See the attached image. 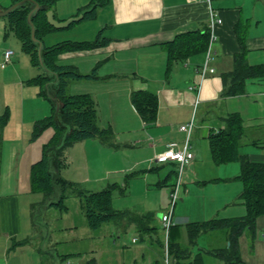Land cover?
Wrapping results in <instances>:
<instances>
[{"label":"crops","instance_id":"1","mask_svg":"<svg viewBox=\"0 0 264 264\" xmlns=\"http://www.w3.org/2000/svg\"><path fill=\"white\" fill-rule=\"evenodd\" d=\"M14 2L15 0H0V12L8 9ZM89 2L90 0H58L51 11L55 19L65 21L76 16ZM211 14L222 22L215 26L213 59L209 63L206 76L202 78L201 75L206 53L176 61L167 72L168 55L164 45L172 42L178 35L205 31L209 28ZM238 22H244L248 27V63H264V0H112L107 6L99 9L95 19L81 20L74 26L52 32L43 39L45 46L63 41L89 42L96 38L99 31L104 30L103 36L109 40L108 44L98 48L61 54L59 64L75 66L84 75L96 71V79L74 81L68 90L71 94L93 96L98 118L104 113L110 117L109 127L114 132L113 142L120 145L113 148L98 139L89 140L98 142L101 156L105 155L107 164L115 168H106L104 172H99L100 178L91 179L85 174L84 184L112 180L110 184L119 185V181L130 178V193L131 184L134 182L135 194L145 199L126 210L114 208L124 213L114 220L118 221L121 229H136L145 233V238L132 239L134 247L131 248L130 264H164L165 231L162 240L156 241L155 246L153 244L152 222L157 211L153 194L155 186L165 184L170 178L162 172L161 167L165 164H178L171 161L160 162L157 157L170 148H183L187 134L181 130V126L191 121L193 130L189 145L194 158L185 167L186 172L182 173L184 187L180 189L178 200L182 203L180 210L184 209L181 212H176L175 209L173 214L175 224L169 232V264H226L223 258L216 255V251L229 249V229L221 228L202 233L195 243L191 244L187 225L211 219L238 218L246 214V208L240 200L243 183L237 179L241 171L239 162L219 165L213 160L210 149L211 133L225 127L224 118L229 114L239 113L243 119L245 128L239 153L247 155L253 162L264 163V150L260 149L264 148V128H261L264 124L259 125L258 122L256 127L260 132L250 136L245 120L246 117L248 120L264 122V112L250 115V110L244 114L239 108H230L233 101L249 104L256 102L264 106V80H249L245 94L241 96H223L220 75L233 69V56L240 51L234 29ZM6 26L5 16L0 15V60L6 48L2 40L3 35L7 37ZM21 84L22 94L16 111L19 114L20 126L27 125L32 131L36 121L51 115L52 107L46 98L39 95V87L35 86L37 90H28L23 85L24 81H21ZM86 86H102L97 88L106 91L104 101L99 95L95 96L89 90L84 92L78 88ZM132 91H148L157 96L159 108L155 124L145 125L131 103ZM6 107L10 109L8 103L5 106L0 104V113L8 110ZM217 107L222 110L214 117L213 112ZM26 139L30 141L31 138ZM1 144L2 140L0 146ZM84 144L87 148L88 143ZM33 163L28 164L25 177L18 175L16 182H26L30 187V168ZM183 184L181 181V187ZM126 185L123 184L124 188ZM28 186L15 194L0 197V264H27V257L30 258L29 264L31 261L33 264H48L46 256L36 252L33 255L28 254L27 257L24 253L20 254L22 248L14 250L13 252L17 253L11 257V242L18 237L24 239L25 235L21 198L26 194ZM84 190L94 192L88 188ZM159 223L161 224V219ZM83 226L88 228L87 223ZM68 228L74 231L78 226L72 222ZM22 238L20 240H23ZM139 241L141 242L138 243ZM21 242L26 246L29 240ZM102 242L106 243L105 238ZM22 244L19 242L17 245L22 247ZM172 247L186 249L187 252L177 256L172 253ZM97 251V258L87 260L88 263L112 264L115 257L108 253L105 246L99 245ZM239 251L241 264H264V216L257 220L254 234L245 230L240 236ZM55 260L56 256L50 259V262L54 263ZM120 262L121 258L118 263Z\"/></svg>","mask_w":264,"mask_h":264},{"label":"trees","instance_id":"2","mask_svg":"<svg viewBox=\"0 0 264 264\" xmlns=\"http://www.w3.org/2000/svg\"><path fill=\"white\" fill-rule=\"evenodd\" d=\"M21 0H15L19 2ZM40 11L32 17L36 29V38L43 42L46 35L59 31L47 21L46 13L55 6L58 0H34ZM112 0H90L89 4L80 9L76 16L83 14V20H93L99 9L107 6ZM34 8L32 2H26L5 16L7 21L5 36L13 33L21 42L22 51L30 58L33 67L40 68L38 44L31 39V27L27 18ZM70 25L68 28L74 26ZM235 33L240 51L233 56L232 70L221 73L223 82V96L237 97L245 94L249 80H264V63L251 65L247 60V32L244 22L235 25ZM99 31L96 38L89 42L63 41L42 50L45 66L57 77L42 74L28 80L29 85L39 87V95L46 98L52 107L51 115L36 121L33 125L31 140H37L44 131L53 129L51 138L42 146L41 158L30 168V187L34 193H42L50 200L58 197L51 205L60 209H67L63 200L67 191L76 194L82 202V210L89 228L100 229L104 224L119 219L124 213L113 207V192L122 188L116 184H109L106 188L90 192L74 187L62 176V169L67 165L66 153L76 143L90 139H98L103 144L118 148L113 142L114 132L111 127L99 126L96 102L90 94H71L69 85L83 79H96V71L84 75L77 67L59 64V56L67 52L91 50L108 44L109 40ZM210 40L209 29L203 32L185 33L164 45L167 52V72L176 61L186 60L190 56L205 54ZM131 103L146 126L156 123L158 113V98L148 91H132ZM57 103L60 105L56 110ZM9 112L6 110L0 116V143L2 132L8 121ZM225 127L216 133H211L210 149L215 163L227 164L239 162L240 174L237 177L243 183L240 200L246 208L242 217L231 219H211L187 225V232L191 244L202 234L221 228L229 229L230 247L216 251V255L223 258L226 264H241L239 238L245 230L255 232L257 220L264 216V163L253 162L247 155L239 153L241 139L244 135V123L239 113H231L224 118ZM69 189V190H68ZM23 242H20L22 244ZM172 253L185 254L187 250L174 249ZM180 256V255H177Z\"/></svg>","mask_w":264,"mask_h":264},{"label":"rangeland","instance_id":"3","mask_svg":"<svg viewBox=\"0 0 264 264\" xmlns=\"http://www.w3.org/2000/svg\"><path fill=\"white\" fill-rule=\"evenodd\" d=\"M2 40L6 47L3 52L11 50L14 55L12 56V62L4 69L1 68L3 58L0 60V104H4L5 106L8 103L10 105V109L6 107L9 111V118L3 129V139L0 146V197L15 194L18 190L25 189V186H28L26 182H16V179H18L17 176L21 174L23 176L24 174L26 175L28 173V164L36 162L41 158L42 146L48 142L54 132L53 129H48L44 131L37 140L32 141L30 139L32 134L31 128L27 127V125L25 127L20 126V118L16 110L19 107L18 102L22 94L23 87L21 81H24L23 85L25 89L37 90L35 86L27 85L26 81L43 71L30 64L29 56L22 51L21 42L13 33L9 34L6 38L3 35ZM94 87L95 88L86 86L78 88L84 90V92L89 90L93 92L95 96L99 95L104 101L106 91H104L103 88H97L102 86ZM25 97L28 99L27 93H25ZM232 103L231 109L239 108L243 110L244 114H246L248 110H250V115L255 113L257 115V112H264V106L256 102L249 104L246 102L239 103L233 101ZM220 110H222V108L217 107L216 111L213 112L214 117ZM2 113L3 111H1L0 116ZM214 117L213 119L216 121ZM99 119L100 127H109L110 117H107L106 113L100 116ZM245 120L250 136H254L256 133L260 132L256 127L258 122H260L259 125L264 124L263 121L248 120L246 117ZM261 128H264V125L261 126ZM26 138H29L30 141H26ZM85 142L88 143L87 148L84 146L86 145L84 144ZM260 149L264 150V148ZM99 150L100 145L97 141L92 142L88 140L76 143L68 151V165L62 169L61 176L79 189L88 188L96 192L106 188L110 182H113L112 180L95 182L93 184L87 183L86 185L83 182L85 174L86 176L88 174L91 179H94L98 178L100 176L99 172H104L106 168H115L113 165L107 164V160L104 158L105 155L102 157ZM102 158L105 159V161L101 160ZM161 169L162 172L165 173L166 176L169 175L170 178L165 184L154 187V207L157 209L152 222L154 224V231L152 234L154 246L157 244L156 241L162 240L165 231L163 225H161L162 222L161 224L159 223V219L161 218L157 216L163 215V213H167L170 210L172 204L171 193L174 185L177 184L179 172L178 166L170 164H165ZM184 172L186 171H183V173ZM181 181L183 184V175ZM127 183L129 184L128 186L126 185ZM118 184L119 185H116L119 187L122 186L123 188L121 187L122 192H120V190H115L113 192V207L115 209L126 210L145 200L142 196H137L135 194L134 182L131 184L132 193H130V178H125L123 181H119ZM123 184L126 185L125 188ZM188 185L190 186L189 183ZM183 187L184 184L180 189L182 190ZM66 193L67 197L64 198L63 203L67 209H60L57 206L51 205L52 202L58 200L57 196L54 199L55 201L50 200L42 193L32 192L31 187L28 186L26 194L22 195L23 197L21 198L25 235L24 239L18 237L11 242V257L14 253H17V251L13 252L14 250L22 248L20 254L24 253L25 257H27L28 254L33 255V253L36 252L38 255L46 256L48 264H90L87 260L97 258V250L100 245L101 247L105 246L108 253L115 257L113 258L112 264H130L131 248L134 247L132 239L134 237L139 240L145 238V233L136 229H121L118 221L114 220L104 224L97 230H93L89 227L85 228L83 225H86L87 222L81 210L82 202L80 197L71 193L70 190ZM181 204L180 200H178L174 206V211L176 209V212L177 210L181 212L182 209H184L182 208L180 210ZM127 216L129 217V215ZM72 222L78 226V229L76 228L74 231L69 230L68 227H70ZM21 238L23 240H29V242L25 244L26 246H24V244H22V247L17 245L19 242L23 241L20 240ZM103 238H105L106 243L102 242ZM140 242L141 241L138 243ZM42 246L44 249L43 253L41 252ZM92 250H94V252H92ZM64 255H67V257H64ZM55 256L56 260L54 263L50 262V259H54ZM19 257L21 258V256ZM78 258L82 261L78 260ZM119 258H121L120 263H118ZM26 259V263L29 264L30 258L27 257ZM30 264H33L32 261Z\"/></svg>","mask_w":264,"mask_h":264},{"label":"built area","instance_id":"4","mask_svg":"<svg viewBox=\"0 0 264 264\" xmlns=\"http://www.w3.org/2000/svg\"><path fill=\"white\" fill-rule=\"evenodd\" d=\"M222 21L220 19H215V16L211 14L210 18V24H209V33H210V40H209V46L206 52V59L205 62L202 65L201 68V75L202 78H204L209 70V63L212 59V43L215 41V26L216 24H220ZM13 51L6 50L3 53V59L1 63V67L5 68L9 63L12 61ZM194 87H191L193 89ZM196 104H198V100L196 101ZM181 130L186 132L187 139L182 149L175 150V149H168L163 154H161L159 157H157V160L160 162H167L171 161L176 164H178L179 172H178V182L173 188V192L171 194V208L167 213H164L161 216V222L163 225V228L165 230V239H164V245H163V251H164V264H169L170 259V242H169V232L174 223V206L176 205L179 193H180V187H181V175L185 169V167L192 161L194 158V154L191 151V146L189 145V138L190 134L193 130V121L182 125Z\"/></svg>","mask_w":264,"mask_h":264},{"label":"water","instance_id":"5","mask_svg":"<svg viewBox=\"0 0 264 264\" xmlns=\"http://www.w3.org/2000/svg\"><path fill=\"white\" fill-rule=\"evenodd\" d=\"M26 2H32L34 4V8L30 11L29 15H28V18H27V21H28V24L30 25L31 27V39L34 43H37L38 44V57H39V63H40V68L41 70L48 76H54L56 78L55 82H57V77L56 75H54V73H52L44 64L43 62V59H42V50H43V47H44V44L42 41L38 40L36 38V29H35V26H34V23L32 21V17L38 13L41 9V7L34 1V0H21L15 4H13L11 7H9L8 9L0 12V15L1 16H6L8 15L9 13H11L12 11H14L15 9H17L18 7L24 5ZM46 17H47V21L50 25H52L53 27H55L56 29H65V28H68L70 25L76 23V22H80L81 20H83L84 16L83 14H79L78 16H74V17H71L65 21H59L57 19H55V16H54V13L53 11H48L46 13ZM60 109V105L57 103V107H56V110L59 111Z\"/></svg>","mask_w":264,"mask_h":264}]
</instances>
